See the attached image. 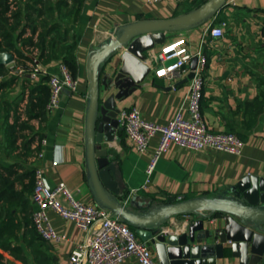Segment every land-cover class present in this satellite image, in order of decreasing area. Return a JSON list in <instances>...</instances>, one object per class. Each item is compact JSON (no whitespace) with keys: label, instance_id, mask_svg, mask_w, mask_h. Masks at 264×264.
Here are the masks:
<instances>
[{"label":"crops","instance_id":"obj_1","mask_svg":"<svg viewBox=\"0 0 264 264\" xmlns=\"http://www.w3.org/2000/svg\"><path fill=\"white\" fill-rule=\"evenodd\" d=\"M206 1L164 0L154 4L147 0H85L79 18L75 22L72 20V33L75 31L77 37L75 73L70 68L74 77L79 78V87L76 92L65 89L59 107L47 111L45 120L40 118V125L33 134L41 139L46 138L47 144L40 145V148H45V155L37 162L32 159L33 153L16 157V153L22 151L19 143V148L11 152L7 124H13L17 117L21 122L16 110L19 112L24 97L21 103L19 101L27 91L31 95L32 88L42 79L35 82L29 75H18L12 70L0 79L2 104L14 102L13 108L19 104L17 109H11L9 115L4 110L0 115V169L8 174L13 168L14 172L21 174L26 173L27 169L35 171L37 165L48 164L46 180L49 187L65 182L78 199L100 205L90 185L87 149L91 55L99 53L104 41L117 38L129 25L179 17L194 11ZM223 23L225 34L222 37L213 36L211 28ZM166 35V41L149 52L147 63L152 68L151 72L134 92L117 100L118 108L137 107L146 120L159 124L169 123L179 109L189 117L190 79L174 80L154 74V68L161 65L156 55L162 48L172 42L185 43L193 53L201 51L207 58L202 113L210 130L236 133L246 144L239 154L212 147L193 150L173 144L160 156L150 174L148 165L161 134L157 133L151 139L148 150L141 153L136 150L126 131L117 129L115 138L100 146L109 150L110 161L117 165L116 179L121 194L109 193L121 200L127 209L141 213L165 206L170 201L194 198L217 201L221 196L231 195L232 188L248 175L264 178V0H227L205 21L167 31ZM124 50L125 47H121L100 66L102 100L119 91L114 86L107 90L103 80L107 76L114 78L117 75L123 63ZM195 57L198 58L197 55ZM193 59L189 63L190 71ZM61 63L54 59L43 67L49 73H58ZM11 64L7 65L10 69ZM254 119L256 122L251 126ZM53 161H58V164L52 166ZM24 181H29L28 176ZM16 185L18 189L23 187V183L18 181ZM27 195L34 210L32 193ZM17 212L13 224L4 231L6 240H0V264H66L77 245L87 238L88 232L75 221L49 208L47 214L50 222L64 237L59 241H47L37 229L26 224V212ZM209 212V209H201L172 215L164 228L169 233H182L191 222ZM115 215L124 221L119 213L115 212ZM216 216L212 226H223L226 215L217 212ZM151 245L160 263L157 251ZM225 249L226 257L218 258L217 264H239V258H229V243ZM122 264L142 263L132 255ZM258 264H264V254Z\"/></svg>","mask_w":264,"mask_h":264},{"label":"water","instance_id":"obj_2","mask_svg":"<svg viewBox=\"0 0 264 264\" xmlns=\"http://www.w3.org/2000/svg\"><path fill=\"white\" fill-rule=\"evenodd\" d=\"M226 2L207 0L194 11L179 17L129 25L117 38L104 41L99 53L89 59L91 98L86 131L92 191L101 206L119 213L124 222L135 227L143 240L154 245L160 264H217L218 258L226 257L227 243L231 249L229 258H239V264H258L264 254L263 177L255 174L244 177L232 188L231 195L221 196L217 201L205 198L170 201L165 206L141 213L127 209L121 200L109 193L121 194L116 179L117 165L110 161L109 150L100 147L115 138L117 129H123L118 117L120 109L117 100L134 92L149 75V52L166 41L167 31L203 22ZM121 47H125L122 66L114 78L107 76L103 80L107 90L114 86L119 91L102 100L100 66ZM197 60V57L193 59L192 71L185 80L194 76ZM14 61L13 52L0 50V64L9 65ZM133 203L134 200L131 201ZM201 209H209L210 212L191 222L182 233L165 230L164 226L172 215ZM217 212L226 215L221 227L212 226Z\"/></svg>","mask_w":264,"mask_h":264},{"label":"built area","instance_id":"obj_3","mask_svg":"<svg viewBox=\"0 0 264 264\" xmlns=\"http://www.w3.org/2000/svg\"><path fill=\"white\" fill-rule=\"evenodd\" d=\"M147 1L157 4L164 0ZM14 9H16V1L10 0V15ZM211 34L215 37H222L225 34V23L213 26ZM25 35L33 34L30 29H27ZM33 37L37 40V34ZM26 49L31 59L26 65H17L14 71L18 75H29L35 82L40 81L45 75L49 76L47 82L50 87V99L47 111L51 112L59 107L65 89H70L72 92L78 90L79 78L74 77L71 68L63 62L60 64L58 73H49L39 60V48L31 46ZM196 55L198 64L194 69V76L189 80V117L185 116L184 110L179 109L169 123L159 124L146 120L137 107L120 109L118 116L120 124L139 152H146L151 139L157 133L161 134L148 165L150 174L160 156L173 144L193 150L212 147L237 154L242 152L246 144V141L236 133L210 130L204 119L202 98L207 58L201 51L195 54L185 43H169L156 55L161 65L154 68V74L157 77H168L174 80L185 78L191 72L189 63ZM3 77L0 75V79ZM29 100L30 94L27 91L18 114L21 121H28L31 125H35V129H38L40 118L32 120L27 114ZM22 133L34 137L31 141V147L34 150L32 159L36 162L42 159L45 155V148H40V145H46L47 139L34 135L31 128L23 130ZM18 143L22 145V137L19 138ZM57 164L58 161H53L51 165L56 166ZM48 167L49 165L45 164L37 165L35 168L36 181L32 193V201L35 205L33 221L39 234L47 241H59L64 237L54 229L50 222L47 214L49 208L54 209L66 219L75 221L80 228L88 232L86 240L77 245L66 264H122L132 255L137 256L142 264H160L156 260L151 242L141 239L136 230L115 215L111 209L78 199L65 182L49 187L46 180Z\"/></svg>","mask_w":264,"mask_h":264},{"label":"trees","instance_id":"obj_4","mask_svg":"<svg viewBox=\"0 0 264 264\" xmlns=\"http://www.w3.org/2000/svg\"><path fill=\"white\" fill-rule=\"evenodd\" d=\"M15 1L16 9L10 15V0H0V50L13 52L18 64L24 59L30 60L31 57L26 48L36 46L40 50L39 60L43 65L56 59L66 63L75 73L77 37L75 31L72 33L73 21L75 22L79 18L85 0ZM27 29H30L33 35L37 34V40L33 35H25ZM9 72V66L0 64V75L6 76ZM48 78V75L43 76L41 82L32 88L27 109L29 119L41 118L45 120L47 118V104L50 99V88L46 83ZM13 104L14 102L3 105L0 99V115L3 110L6 115L7 113L9 115L11 109H17L18 105L13 108ZM255 122L256 119L252 120L251 126ZM7 125L11 152H15L19 148L18 139L22 137V151H18L16 157L22 158L23 155L32 154L31 141L34 137L22 133L32 125L28 121L20 122L19 117L13 124L8 123ZM14 171L15 169L12 168L8 174H5L0 169V219L4 225V227L2 226L3 231L0 227V240H6L4 231L13 224L19 210L21 213H27L24 216L26 224L32 225V229L36 230L31 198L27 195V193H33L36 181L35 171L27 169L26 173L21 174ZM26 176L29 178L27 183L24 181ZM17 181L23 183L22 189L17 188Z\"/></svg>","mask_w":264,"mask_h":264},{"label":"rangeland","instance_id":"obj_5","mask_svg":"<svg viewBox=\"0 0 264 264\" xmlns=\"http://www.w3.org/2000/svg\"><path fill=\"white\" fill-rule=\"evenodd\" d=\"M26 51H28V49H26ZM29 52V51H28ZM28 63V60H26V59H24L22 62H20V63H16V61L15 62H12V64L10 65V67H11V69L10 70H12V72H15L14 70L16 69V66L18 65H26ZM10 73V72H9ZM15 74H16V72H15ZM20 75H23V76H25L24 74H20ZM24 97V94L22 95V97H21V99H20V101H19V103H21V100H22V98ZM19 107V104H18V106H17V108ZM16 113H18V111L16 110ZM31 129H32V132L34 133V129H35V125L34 124H32V127H31Z\"/></svg>","mask_w":264,"mask_h":264}]
</instances>
